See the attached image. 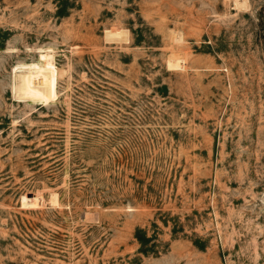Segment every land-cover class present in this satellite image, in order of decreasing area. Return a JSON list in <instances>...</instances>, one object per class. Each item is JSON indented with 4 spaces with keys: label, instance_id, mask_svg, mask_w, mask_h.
<instances>
[{
    "label": "rangeland",
    "instance_id": "374dc122",
    "mask_svg": "<svg viewBox=\"0 0 264 264\" xmlns=\"http://www.w3.org/2000/svg\"><path fill=\"white\" fill-rule=\"evenodd\" d=\"M0 264H264V0H0Z\"/></svg>",
    "mask_w": 264,
    "mask_h": 264
},
{
    "label": "bare ground",
    "instance_id": "6f19581e",
    "mask_svg": "<svg viewBox=\"0 0 264 264\" xmlns=\"http://www.w3.org/2000/svg\"><path fill=\"white\" fill-rule=\"evenodd\" d=\"M16 68L24 70L15 82L21 92H16L18 98L47 103L57 97V68L51 51L47 50L33 63L20 64Z\"/></svg>",
    "mask_w": 264,
    "mask_h": 264
}]
</instances>
